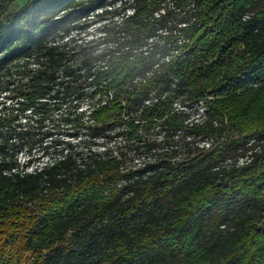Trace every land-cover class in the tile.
Segmentation results:
<instances>
[{
	"label": "trees",
	"instance_id": "1",
	"mask_svg": "<svg viewBox=\"0 0 264 264\" xmlns=\"http://www.w3.org/2000/svg\"><path fill=\"white\" fill-rule=\"evenodd\" d=\"M122 1L30 0L0 27V264H264V0H126L123 36L103 28L100 64L82 51L77 70L64 38ZM84 122L124 125L154 163L76 164L67 143L49 160L46 142ZM158 123L160 139L137 135Z\"/></svg>",
	"mask_w": 264,
	"mask_h": 264
},
{
	"label": "rangeland",
	"instance_id": "2",
	"mask_svg": "<svg viewBox=\"0 0 264 264\" xmlns=\"http://www.w3.org/2000/svg\"><path fill=\"white\" fill-rule=\"evenodd\" d=\"M30 0H5V7L6 12L5 16L0 19V27L6 26V20L11 18L12 13L15 12L19 7H21L24 3ZM223 1V0H220ZM108 12L106 14H101L100 11H97L98 15H95L89 18L87 21H82L74 25V29L70 32V35L64 38V43L67 45L69 50H73L72 53H75V62L77 63L76 68L77 70L83 67L84 63L87 65L88 62H84L82 59V51H86L92 55V59L89 63L92 66L100 64L99 53L101 50L106 49L108 44L105 42L104 35L106 34L105 31L109 30L111 33L119 32L120 36H123L122 31L117 28L118 22L120 21L121 17L124 13H128L130 10L129 3L126 0L122 1V4H115V6L108 8ZM211 18L213 15L211 14L212 11L208 12ZM222 13V12H220ZM103 28H105L103 30ZM22 48V45H16L13 47L9 52L5 53L2 57H7L12 53L18 52ZM234 52L232 53L236 59H243L241 58L242 55L239 54L240 50H243V46L238 44V46L234 47ZM24 62H20L18 65L22 67ZM24 66V65H23ZM232 71L233 69H229ZM18 76H14L12 80H15ZM1 92V91H0ZM1 95V94H0ZM209 100L213 99L210 96L207 97ZM82 109L84 113H87L89 110V106L92 105L93 101L85 96L82 100ZM181 106L178 110H183L182 112H178L179 120H187L195 118L196 114L200 112L198 108H192L191 102L189 99L185 98L184 96L178 99L176 105ZM204 107V105H203ZM178 108V106H177ZM85 116V115H84ZM140 113L134 116L135 119L139 121ZM24 122V121H22ZM184 122V121H183ZM142 124H145L142 122ZM93 123H83L81 128L78 130H72L68 128L67 132H61L60 134H54L52 139L48 142L43 139V142L50 143V148L48 149V158L49 160L59 159L62 154V148L67 143L72 147L73 159H75L76 164L84 161L86 157H91L92 155H100L102 157H122L123 158V167L124 169H132L133 167L138 168L142 167L146 163H154L152 157L148 156L146 158H142L144 154L141 156H137L138 154L132 147V142L130 141L127 135V128L122 126H116L111 129H100L94 130ZM47 128V127H46ZM167 126L166 123L157 124L156 126H152L148 129H139L137 135L140 137L142 141L145 143L156 141L161 138L162 132L166 131ZM33 135L39 133L36 129L33 131ZM50 134L52 132L49 131ZM76 136H71L75 135ZM37 138V137H36ZM41 138V137H40ZM39 138V139H40ZM179 143H182V138L178 139ZM45 143V144H46ZM41 141L36 142L31 150V155L33 160H38L43 153V146ZM28 146L23 150L21 154L18 155V162L23 163L26 161L28 156ZM46 159H44L45 161ZM258 228H261L262 225H257ZM31 256V255H30Z\"/></svg>",
	"mask_w": 264,
	"mask_h": 264
},
{
	"label": "built area",
	"instance_id": "3",
	"mask_svg": "<svg viewBox=\"0 0 264 264\" xmlns=\"http://www.w3.org/2000/svg\"><path fill=\"white\" fill-rule=\"evenodd\" d=\"M248 18H249V15L248 14L242 16V20L243 21H245ZM245 160H247V159H241V160H239L238 166H241V165H244V164L248 163L250 159H248L247 162L244 163Z\"/></svg>",
	"mask_w": 264,
	"mask_h": 264
}]
</instances>
